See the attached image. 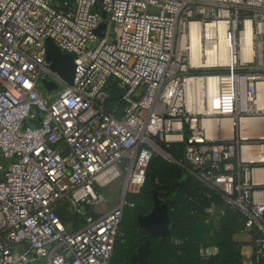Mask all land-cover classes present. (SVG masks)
I'll list each match as a JSON object with an SVG mask.
<instances>
[{
    "label": "built area",
    "instance_id": "built-area-1",
    "mask_svg": "<svg viewBox=\"0 0 264 264\" xmlns=\"http://www.w3.org/2000/svg\"><path fill=\"white\" fill-rule=\"evenodd\" d=\"M49 38L74 56L72 85L46 61ZM262 98L264 0H0V264H111L126 202L83 207L124 173L142 188L153 156L240 212L261 264Z\"/></svg>",
    "mask_w": 264,
    "mask_h": 264
},
{
    "label": "rangeland",
    "instance_id": "rangeland-1",
    "mask_svg": "<svg viewBox=\"0 0 264 264\" xmlns=\"http://www.w3.org/2000/svg\"><path fill=\"white\" fill-rule=\"evenodd\" d=\"M151 162L160 168L159 177L167 179L168 181L166 182L168 183L174 175H178L180 172L174 163H167L160 156H153ZM187 179V182H189V177ZM149 186L150 183L146 184L138 192L131 190V188L128 189L127 174L124 173L120 178L99 190L103 197V202L96 207V211L108 212L119 205L123 198L127 204L122 222L123 226L121 227V245L115 253L113 264H130L134 249V239L137 233H141L137 216L140 212L145 215L149 214L153 207L151 198L147 194ZM187 190L184 188L178 193L176 213L172 218L173 221H176L177 227L168 236L152 241L151 253L148 257L149 264H181V262H189L193 259L207 263L219 254L215 234L221 229L222 221L229 216V213L223 204L212 198L195 197L192 194H190V199L194 198V202L209 203L214 210L212 214L202 212L199 215H195L190 213L188 208L190 200L187 198L189 191ZM206 200L207 202H205ZM65 224L69 230L78 229L79 218L73 212H69L66 215ZM239 234H235L232 240L234 239L240 243L238 244L239 250L242 247L240 250L241 264H253L251 238L248 234L242 237H239ZM240 240L243 241L240 242ZM195 243H199V249L191 256V253L187 252V246L188 244L194 246Z\"/></svg>",
    "mask_w": 264,
    "mask_h": 264
},
{
    "label": "trees",
    "instance_id": "trees-1",
    "mask_svg": "<svg viewBox=\"0 0 264 264\" xmlns=\"http://www.w3.org/2000/svg\"><path fill=\"white\" fill-rule=\"evenodd\" d=\"M108 91L110 94V98H109L107 110L109 112H114V110H115L116 111L114 113L115 116L119 117L121 115V111L123 109V98L122 97H123L124 92H123V90H121L117 86L116 81L113 79L109 83ZM182 153H183V146H173L171 149V152H170V154H172V156L175 158L181 157ZM165 162H167V161H165ZM151 164H153V163L151 162ZM153 166L156 169V175L151 176V175H149V172H148L146 174V180H145L144 186L146 184L150 183V186L147 188V194L151 198L152 206H153L152 191L154 189L157 190L159 197L161 199H163L164 201H166L167 203H170L171 200H174L173 204H170V206H169V216H170L172 223L175 225V228L177 227V223H176V221H173L172 218L176 213L175 208L177 205L176 203L178 201V193H179V191L183 190L184 188L188 189L187 191H189L187 198H189V200H190L189 207H188L190 213L195 214V215H199L202 212L207 213V209L210 208L209 203L208 204H204V203L202 204L201 202H197V203L194 202V198L190 199L191 198L190 194L195 195V197L200 196V197L208 198V199L212 198L213 200L223 204L226 207V211L229 213V216H227V218L222 221L221 229L219 231H217L215 234V240H216L217 245L219 247V254L213 260L208 261L207 263H203L200 260H194L193 259L192 261H189V262L188 261L181 262V264H241L240 250L242 247L239 250L238 244H240V243L236 242L234 239H233L234 240L233 241L232 237L235 234L241 233L243 231L244 224H245L244 216L240 212L229 209L224 204V202L221 200V198L219 196L215 195L210 189L205 187L203 184H201L200 182L196 181L194 178H192L189 175H187L186 173H184V171L181 168H179L177 165L176 166L179 168L180 172L178 173V175H174V177H172V179L170 180L169 183L166 182V181H168L167 179H161V177H159L160 168H158L154 164H153ZM165 171H166V169H165ZM188 177L190 180L189 182H187ZM182 182H184L185 185H182L181 184ZM185 193H186V191H185ZM205 202H207V200ZM84 207H85L84 210L87 213H89L91 215H93L95 213L93 207H90V206H84ZM69 212H72V211L67 210V206H65V208L60 209L58 211V214H59L60 218L62 219V221L64 222V224H65L66 215H68ZM124 213H125V211H124ZM139 214L145 215L142 212H140ZM207 214H209V213H207ZM75 215H76V217L79 218V227H78V229H79L81 227V225L83 224L84 217L77 215V214H75ZM137 220H138V216H137ZM175 228L173 230H175ZM78 229H73V230H78ZM173 230H171V232ZM140 231H141V233L140 234L137 233V236L134 239V249L132 251V255L137 251V249L140 247V245L142 244L143 241L145 242L146 240L153 241L155 239H160V238H154V237L149 236L144 231V229H140ZM120 242H121V239H119L116 243L114 254H113V257L111 260V264H113L115 253H116L118 247L121 245ZM198 249H199V243H195L194 246L190 245V244H188V246H187V252L191 253V256L194 254V252L196 253V251H198ZM261 264H264V259H263Z\"/></svg>",
    "mask_w": 264,
    "mask_h": 264
},
{
    "label": "water",
    "instance_id": "water-1",
    "mask_svg": "<svg viewBox=\"0 0 264 264\" xmlns=\"http://www.w3.org/2000/svg\"><path fill=\"white\" fill-rule=\"evenodd\" d=\"M105 16L104 13H102ZM104 28V24L100 25L97 33H100ZM46 61L50 68L59 74L66 85H72L75 74L74 56L69 53H63L54 43L52 39H47L45 42ZM42 84L48 92H52L58 88L55 83L48 82L42 79ZM149 175L155 176L156 169L153 164L149 167ZM184 185V182L181 183ZM153 207L149 214L138 215V224L141 229L151 237L161 238L170 234L171 230L175 228L169 216V206L173 204L174 200L167 203L161 199L156 189L152 191ZM124 201V198H123ZM151 240H146L140 245L137 251L131 256L130 264H149L148 257L151 253Z\"/></svg>",
    "mask_w": 264,
    "mask_h": 264
},
{
    "label": "bare ground",
    "instance_id": "bare-ground-1",
    "mask_svg": "<svg viewBox=\"0 0 264 264\" xmlns=\"http://www.w3.org/2000/svg\"><path fill=\"white\" fill-rule=\"evenodd\" d=\"M211 27H212V25H209V26H207V30H208V35H210V31H211ZM202 37H204V33L206 32V29H205V26H203L202 27ZM199 46V45H198ZM205 47V45H204V43H203V48ZM262 104L260 105V106H262V105H264V98H262V102H261ZM138 190H139V187H136L135 188V191L136 192H138Z\"/></svg>",
    "mask_w": 264,
    "mask_h": 264
},
{
    "label": "crops",
    "instance_id": "crops-1",
    "mask_svg": "<svg viewBox=\"0 0 264 264\" xmlns=\"http://www.w3.org/2000/svg\"><path fill=\"white\" fill-rule=\"evenodd\" d=\"M94 211H95V213H97V214H104V213H106V212H98V211H96V208L94 209ZM245 234L246 233H243V232H241L240 234H239V237H242V236H245ZM243 240H240V242H242ZM238 242V241H237Z\"/></svg>",
    "mask_w": 264,
    "mask_h": 264
},
{
    "label": "flooded vegetation",
    "instance_id": "flooded-vegetation-1",
    "mask_svg": "<svg viewBox=\"0 0 264 264\" xmlns=\"http://www.w3.org/2000/svg\"><path fill=\"white\" fill-rule=\"evenodd\" d=\"M126 206H127V204H126ZM126 206H125V207H126Z\"/></svg>",
    "mask_w": 264,
    "mask_h": 264
}]
</instances>
